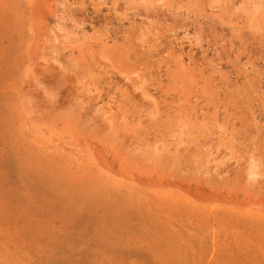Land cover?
Instances as JSON below:
<instances>
[{
  "label": "rangeland",
  "instance_id": "374dc122",
  "mask_svg": "<svg viewBox=\"0 0 264 264\" xmlns=\"http://www.w3.org/2000/svg\"><path fill=\"white\" fill-rule=\"evenodd\" d=\"M0 264H264V0H0Z\"/></svg>",
  "mask_w": 264,
  "mask_h": 264
},
{
  "label": "bare ground",
  "instance_id": "6f19581e",
  "mask_svg": "<svg viewBox=\"0 0 264 264\" xmlns=\"http://www.w3.org/2000/svg\"><path fill=\"white\" fill-rule=\"evenodd\" d=\"M138 1V0H137ZM144 5V4H143ZM133 6V5H132ZM140 7V6H139ZM143 10V9H142ZM151 12V11H150ZM162 12V11H161ZM168 15V14H167ZM164 18V17H163ZM95 54V53H94ZM79 61V60H78ZM83 63V62H82ZM85 65V64H84ZM111 66V65H110ZM114 70V69H113ZM117 71V70H116ZM78 73V72H77ZM144 73V72H143ZM145 100V99H144ZM130 109V108H128ZM123 116V115H122ZM138 146V145H137ZM138 150V149H137ZM187 150V149H186ZM162 157V156H161ZM118 162V161H117ZM120 163V162H119ZM156 168V167H155ZM124 170V169H123ZM145 170V169H144ZM163 172V171H162ZM171 172V171H170ZM137 175V174H136ZM237 176V175H236ZM192 180V179H191ZM188 184V183H187ZM253 188V187H252ZM233 192V191H232ZM254 198V196H253Z\"/></svg>",
  "mask_w": 264,
  "mask_h": 264
}]
</instances>
